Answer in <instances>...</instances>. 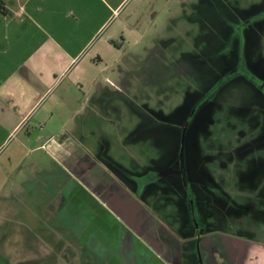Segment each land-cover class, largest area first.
Segmentation results:
<instances>
[{
  "label": "rangeland",
  "instance_id": "1",
  "mask_svg": "<svg viewBox=\"0 0 264 264\" xmlns=\"http://www.w3.org/2000/svg\"><path fill=\"white\" fill-rule=\"evenodd\" d=\"M115 18L113 27L129 18V39L124 42L119 34L116 48H105L102 43L109 30H104L103 37L94 38L66 71L70 75L66 74L55 94L71 84L74 72H84L90 79L103 72L116 73L110 76L121 87V91H113L115 98L108 100L103 95L98 100L95 94L91 100L95 96L102 111L112 101L115 106L108 107L107 114L120 118L122 125H110L112 132H108L110 127H101L95 147L101 154L107 151L108 161L126 162L122 165L129 167V176L115 170L138 192L134 176L146 175L153 167L165 168L175 160L181 127L241 59L264 80V0H126ZM94 29L79 28L69 38L81 47ZM73 32L67 29L69 36ZM100 46L106 60L99 62L95 51ZM70 95L74 106L77 95ZM94 126L98 128V123ZM94 126L83 127L92 131ZM34 128L35 122L26 118L14 137H25ZM185 138L198 224L193 221L180 178L173 174L162 176L160 183L147 184L135 196L130 212L147 208L154 229L158 225L173 232L177 259L183 264H264L263 93L243 76L231 79L197 112ZM38 155L54 174L60 170L54 157L45 152ZM61 177L48 175L45 179L54 182L55 178V185L61 186L65 183ZM40 192L52 204L49 210L40 207L38 213H32L20 205L18 220L1 218L0 264H82L80 255L88 253L92 239L94 248L111 250L121 221L103 218H109L103 215L106 209L88 193L76 190L83 200L91 199L78 204L72 218L78 212L82 219L75 224L73 219L62 220L67 216L60 209V187H43ZM51 212L56 213L51 215L53 219L39 217ZM203 251L208 253L207 259ZM152 255L153 261L142 264H158ZM89 257L83 264H96L95 256ZM118 259L113 264H121Z\"/></svg>",
  "mask_w": 264,
  "mask_h": 264
},
{
  "label": "crops",
  "instance_id": "2",
  "mask_svg": "<svg viewBox=\"0 0 264 264\" xmlns=\"http://www.w3.org/2000/svg\"><path fill=\"white\" fill-rule=\"evenodd\" d=\"M125 1L0 0V220H18L20 205L32 213H38L40 207L49 210L52 204L40 192L41 188L48 189L56 183L55 178L54 182L45 179L48 175H62L65 179L58 187L61 194L65 192L60 209L67 215V221L74 220L78 204L91 198L113 219H124L129 184L115 169L127 177L129 167L124 169L122 164L126 162L108 161L107 151L101 154L95 147L101 127H110L108 132H112L110 125H122L120 118L107 114L108 107L115 106L112 101L103 111L97 103L103 95L110 100L116 96L115 89L121 91L110 77L116 73L103 72L90 79L84 72H74L71 84L58 95L55 92L65 81L66 71L81 58L94 38L103 37L104 30H109L102 43L105 48H116L119 34L124 42L129 39L126 24L129 18L113 27ZM82 27L95 29L84 45L77 47L75 39L69 37H74ZM69 28L74 31L72 36L67 33ZM95 53L97 61L106 60L101 46ZM72 92L77 95L74 106L70 102ZM95 94L98 100L95 96L91 100ZM26 118L35 122V128L25 137L18 138V134L14 137ZM96 123L98 128L94 126ZM86 125L94 128L87 131L83 127ZM38 152L54 157L60 170L54 174ZM80 189L91 198L83 200L76 192ZM67 203L74 206L66 207ZM48 215L56 213H41L39 217L48 220ZM25 217L30 218L27 214ZM66 227L69 228L68 223Z\"/></svg>",
  "mask_w": 264,
  "mask_h": 264
},
{
  "label": "flooded vegetation",
  "instance_id": "3",
  "mask_svg": "<svg viewBox=\"0 0 264 264\" xmlns=\"http://www.w3.org/2000/svg\"><path fill=\"white\" fill-rule=\"evenodd\" d=\"M238 76H243L246 80L252 82L264 95V80L253 74L248 69L245 58L241 59L238 66L232 71L228 72L225 76H223L221 81L216 84L213 94L198 103L197 107L194 110L192 118L185 126L181 127L183 130V134L175 160L165 168L163 167L162 169L160 168L158 170L156 169V167H153V169H151L152 171H150L146 175L134 176L139 185V190L137 192L129 186V199L127 200V204L125 205L127 206V212L125 213L124 219H117L118 222L121 221V224L119 231L116 232V237L113 239L115 241L112 243L111 250L107 251L102 248H94V245H92L94 244L93 239L89 240V251L87 250L88 253L85 254V256L80 255V263H86V260L90 258L89 256L93 255L95 256L96 264H105L108 262L113 264V260L117 261L118 257L121 258V264H142L143 261L144 263L153 261V253L155 255L154 257L156 258V263L158 262V264H183L182 261L178 262L177 256L179 251L177 249V246L173 244L177 236L171 231V233L169 234L167 230H163L158 225L154 229L153 220L151 217L152 215L149 209L137 208L134 212L131 213L130 211L132 203L135 199V196L141 194L147 184L160 183V178L162 176L171 174L177 175L184 187V195L186 196L192 210L193 221L195 224H198L195 195L192 191L191 181L188 175L187 156L185 150L186 132L188 128L194 123L197 112L202 109L207 102L212 100L213 96L216 95L222 85ZM54 187L57 188L58 186H51V188L53 189ZM62 194L60 193V197L63 199L64 195ZM69 205L70 204L67 203L66 207ZM73 206L74 204L72 203L69 207L72 208ZM106 212H104L103 215H109ZM82 213L84 215V212ZM77 214L73 220L75 224L82 219V215L80 213L78 215ZM103 218H106L107 221L116 220L113 219L110 215L109 218L104 216ZM66 219L67 218H64L63 216L62 220L66 221ZM78 225L82 227L81 224ZM62 226L66 227L65 223H63ZM147 234H149V237L147 236ZM78 235L80 236L79 232ZM169 239H171V241ZM180 247H182V244ZM163 249H166V251H164ZM155 252H157L158 255H156ZM74 253H76V251H74ZM162 254H164L165 257H163ZM203 254L205 259H207L208 253L206 251H203ZM172 260L176 261V263L172 262Z\"/></svg>",
  "mask_w": 264,
  "mask_h": 264
}]
</instances>
